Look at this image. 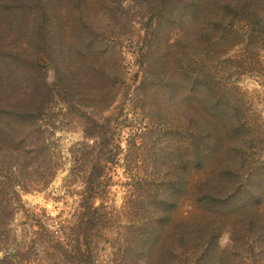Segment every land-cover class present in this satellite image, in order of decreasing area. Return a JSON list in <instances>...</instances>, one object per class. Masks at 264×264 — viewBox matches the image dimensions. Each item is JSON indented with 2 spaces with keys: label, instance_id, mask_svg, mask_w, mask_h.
<instances>
[{
  "label": "trees",
  "instance_id": "16d2710c",
  "mask_svg": "<svg viewBox=\"0 0 264 264\" xmlns=\"http://www.w3.org/2000/svg\"><path fill=\"white\" fill-rule=\"evenodd\" d=\"M121 1L108 6L112 9L108 29L118 36V21L125 28L132 10L143 14L148 7L158 13L155 28L147 33L151 38L145 86L171 103L183 102L188 131L193 133L186 144L172 139L159 150L155 148L158 144L153 145L154 156L166 173L150 184L186 194L185 172L216 164L215 179L200 184L194 192L199 207L213 216L198 230L181 226L167 237L164 231L175 200L165 192L151 212L143 207L144 199L141 203L140 196L134 198L132 205L149 214V221L130 240L126 263L154 264L158 254L161 264H227L223 253L213 254L211 245L224 232L222 220L230 215L237 218L239 245L252 243L264 255V214L260 211L264 208V133L259 136L244 117L245 96L238 85L243 75L253 72L252 66L264 63L260 59L264 54V0H129L127 9ZM87 2L0 0V178L7 180L16 198L15 184H24L19 178L24 179L29 166L37 170L35 163L41 157H49L39 121L53 100L52 88L59 83L46 84L48 65L55 69L59 82L70 81L66 88L71 94H84L87 88L98 92L110 77L106 69L110 55L104 51L102 57L94 38L87 34L96 25ZM170 27L179 37L174 45L166 33ZM176 48L183 50L182 55ZM79 56L84 59L81 63L76 62ZM191 99L199 100L205 114L191 105ZM141 138L144 146L151 141L149 134ZM102 147L100 142L92 146L93 151ZM48 162L44 172L52 179L57 170ZM100 175L91 171L86 177H95L92 189L98 187ZM1 184L6 183L0 182V192ZM92 230L87 226L85 235ZM70 239L72 243H66L63 251L78 254L82 251L79 239ZM201 242L207 244L205 252ZM85 246L84 255L92 260L93 250L89 243Z\"/></svg>",
  "mask_w": 264,
  "mask_h": 264
},
{
  "label": "rangeland",
  "instance_id": "374dc122",
  "mask_svg": "<svg viewBox=\"0 0 264 264\" xmlns=\"http://www.w3.org/2000/svg\"><path fill=\"white\" fill-rule=\"evenodd\" d=\"M87 1L96 24L87 34L94 38L102 57L104 51L110 55L111 62L106 67L110 77L103 81L98 92L87 88L84 94L77 95L67 91L69 80L59 82L51 64L46 68V84L59 83L52 88L53 100L39 121L44 132L41 136L49 145V157H41L35 163L37 170L29 166L28 174L22 176L24 179L19 178L24 184H15L13 190L19 198L12 193L7 180L0 178V182L6 183L1 184L0 192V264H127L124 257H130L127 254L130 240L149 221V214H143L142 209L139 212L132 205L139 196L141 203L144 199L143 207L151 212L159 202L158 196L163 197L165 192L175 200L164 231L167 237L181 226L195 231L213 220L196 203L194 192L200 184L215 179L214 162L204 170L185 172L186 194L151 185L166 173L161 160L154 156L153 145L158 144L155 148L159 150L172 139L186 144L193 135L188 131L183 102L171 103L165 95H154L145 86L144 67L150 48L147 43L151 38L147 33L155 28L153 22L158 13L148 7L143 14L132 10L125 28L118 21L121 31L118 36L108 29L112 10L108 6L116 5L114 0ZM128 1H121L124 9L128 8ZM166 33L171 39L169 43L176 44L179 38L176 30L170 27ZM176 51L183 53L179 48ZM261 56L264 62V54ZM83 60L79 56L76 62ZM252 68L253 72L243 75L238 85L245 96L244 117L261 136L264 63ZM190 102L204 113L198 99ZM207 118L214 122L212 117ZM143 134L151 137L145 146ZM95 142L103 144L101 151H93ZM48 159L50 167L57 170L52 179L44 172L49 168ZM91 171L95 176L100 175L99 185L94 189L91 185L95 177L86 178ZM260 211L264 214L263 207ZM236 221L235 215L222 220L224 232L212 242L213 254L223 253L227 264H264L259 248L254 249L252 243L246 247L239 245ZM87 226L93 227L89 237L85 235ZM71 237L81 243L82 251L78 254L63 251L66 243H72ZM87 237L93 250L92 260L84 255ZM201 246L205 252L207 244L201 242ZM153 262L161 264L158 254Z\"/></svg>",
  "mask_w": 264,
  "mask_h": 264
}]
</instances>
